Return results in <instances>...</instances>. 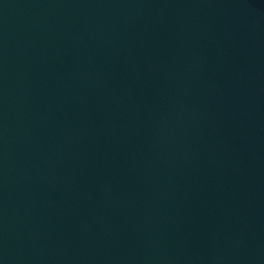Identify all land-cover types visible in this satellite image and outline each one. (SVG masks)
I'll return each instance as SVG.
<instances>
[{
  "label": "water",
  "instance_id": "95a60500",
  "mask_svg": "<svg viewBox=\"0 0 264 264\" xmlns=\"http://www.w3.org/2000/svg\"><path fill=\"white\" fill-rule=\"evenodd\" d=\"M0 264H264V0H0Z\"/></svg>",
  "mask_w": 264,
  "mask_h": 264
}]
</instances>
